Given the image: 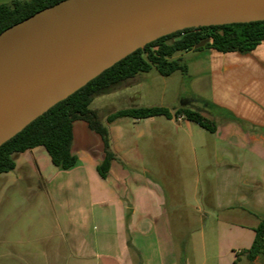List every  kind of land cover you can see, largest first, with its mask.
Wrapping results in <instances>:
<instances>
[{"label": "crops", "instance_id": "1", "mask_svg": "<svg viewBox=\"0 0 264 264\" xmlns=\"http://www.w3.org/2000/svg\"><path fill=\"white\" fill-rule=\"evenodd\" d=\"M211 57L223 86L211 99L168 107L166 84L142 77L156 68L110 93L132 104L116 111L159 106L171 117L109 122L116 111L97 109L117 155L106 178L104 142L84 120L74 122L68 170L43 146L15 153V169L0 175V264H264L245 253L264 225V42Z\"/></svg>", "mask_w": 264, "mask_h": 264}, {"label": "water", "instance_id": "2", "mask_svg": "<svg viewBox=\"0 0 264 264\" xmlns=\"http://www.w3.org/2000/svg\"><path fill=\"white\" fill-rule=\"evenodd\" d=\"M264 21V0H63L0 34V147L151 42Z\"/></svg>", "mask_w": 264, "mask_h": 264}, {"label": "trees", "instance_id": "3", "mask_svg": "<svg viewBox=\"0 0 264 264\" xmlns=\"http://www.w3.org/2000/svg\"><path fill=\"white\" fill-rule=\"evenodd\" d=\"M61 1L63 0H17L11 4L0 5V34ZM262 42L264 21L188 28L149 43L104 71L3 144L0 147V175L15 169V153L40 146L46 148L56 167L65 170L72 168L78 161L77 156L72 153L73 126L75 121L84 120L104 142L105 159L98 170L100 175L106 178L117 155L111 148L108 127L102 123L97 112L90 108L97 97L119 90L138 74L150 72L153 68L163 76H170L177 71L187 72V66L181 63L182 60L174 58L179 52L209 49L224 54H242L255 50ZM175 114L183 115L187 120L196 122L211 132L215 131L213 123L198 111L179 108ZM158 115L171 117V112L168 108L159 106L134 107L110 114L108 121L113 122L121 117L143 119ZM245 253L252 259L264 254V225L256 230L255 240Z\"/></svg>", "mask_w": 264, "mask_h": 264}, {"label": "rangeland", "instance_id": "4", "mask_svg": "<svg viewBox=\"0 0 264 264\" xmlns=\"http://www.w3.org/2000/svg\"><path fill=\"white\" fill-rule=\"evenodd\" d=\"M17 0H0V5L2 4H11ZM18 1H30V0H18ZM213 50L206 49L204 51H192V52H179L174 58H180L182 63L185 64L188 68L187 72L178 71L173 73L169 77H161L156 69H153L150 73L143 74V76L149 78L148 81H151L152 78L157 77L155 82H160L163 86L164 83L167 86V99L166 105L168 107L180 106L183 99L192 97V95H202L206 98H213L216 90H222V84L216 83L219 81V76L213 73L212 66L210 61L212 60L211 55ZM224 59V57H221ZM198 61V63H195ZM239 72L233 71L228 74V76L239 75ZM221 78V77H220ZM203 100H198L196 102V107L198 109H204ZM129 100L123 97H113V95L106 94L100 97H97L90 108L93 111L101 108V113L107 114L114 112L122 107H131ZM208 264H216L215 259H209Z\"/></svg>", "mask_w": 264, "mask_h": 264}]
</instances>
